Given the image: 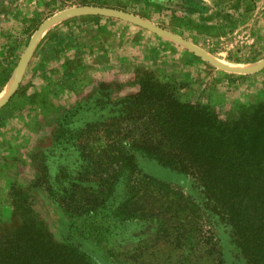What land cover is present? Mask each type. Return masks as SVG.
Returning a JSON list of instances; mask_svg holds the SVG:
<instances>
[{
    "label": "rangeland",
    "instance_id": "obj_1",
    "mask_svg": "<svg viewBox=\"0 0 264 264\" xmlns=\"http://www.w3.org/2000/svg\"><path fill=\"white\" fill-rule=\"evenodd\" d=\"M207 2L0 0V98L10 89L0 101V236L23 221L16 201L53 242L81 243L100 264H130L129 254L154 244L155 223L76 215L53 191L57 176L71 173L81 159V129L116 114L142 78L222 114L264 102V0ZM81 7L91 9L38 35L18 74L36 31L60 12ZM136 160L143 173L202 202L192 178L141 153ZM126 190L120 182L105 213ZM201 221L207 236L174 250L171 263L247 264L231 225L214 212ZM206 239L220 258L208 255ZM162 253L158 258H165Z\"/></svg>",
    "mask_w": 264,
    "mask_h": 264
},
{
    "label": "trees",
    "instance_id": "obj_2",
    "mask_svg": "<svg viewBox=\"0 0 264 264\" xmlns=\"http://www.w3.org/2000/svg\"><path fill=\"white\" fill-rule=\"evenodd\" d=\"M139 84L116 114L81 129L79 163L57 176V191L48 189L76 215L155 223L154 244L129 254L130 264H176L170 259L174 250L207 236L201 220L209 212L231 225L247 264H264V102L222 114L181 101L152 77ZM137 153L192 178L202 202L143 173ZM120 182L126 197L105 213ZM15 206L23 221L0 236V264H100L81 243L53 242L29 208ZM210 240L202 242L212 245L208 255L216 253V260L221 251ZM160 251L166 259L158 258Z\"/></svg>",
    "mask_w": 264,
    "mask_h": 264
},
{
    "label": "bare ground",
    "instance_id": "obj_3",
    "mask_svg": "<svg viewBox=\"0 0 264 264\" xmlns=\"http://www.w3.org/2000/svg\"><path fill=\"white\" fill-rule=\"evenodd\" d=\"M83 11H86V10H75V11H71V12H63V13L57 15L56 17L52 18V19H51L50 21H48L47 23H45V24L41 27V29L36 33V35H35V37H34V40L32 41L31 45L29 46V48H28V50H27V52H26L25 58L23 59V64L21 65V68H19L18 74L20 73V70H22V68L24 67V63H25V61H26V59H27V57H28V55H29L28 53H29V51H30L31 46L33 45L34 41L37 39L38 35H39L42 31H45V30H46L51 24L57 22L58 20H60V19H62V18H64V17H66V16L73 15V14H77V13H81V12H83ZM47 26H48V27H47ZM18 74H17V76H19ZM14 80H16V79H14ZM14 80H13V83H14ZM12 85H13V84H11L10 86L12 87ZM9 91H10V89L6 90V91L3 93L2 97L0 98V101L3 100V99L8 95Z\"/></svg>",
    "mask_w": 264,
    "mask_h": 264
},
{
    "label": "water",
    "instance_id": "obj_4",
    "mask_svg": "<svg viewBox=\"0 0 264 264\" xmlns=\"http://www.w3.org/2000/svg\"><path fill=\"white\" fill-rule=\"evenodd\" d=\"M87 9H91V7L72 8V9H69V10H64V11L60 12L59 14H61V13H63V12H71V11H75V10H87ZM93 9H94V8H93ZM83 12H86V11H83ZM83 12H81V13H83ZM59 14H57V15H59ZM57 15H56V16H57ZM56 16H55V17H56ZM53 18H54V17H53ZM50 20H51V19H50ZM50 20H48V21H50ZM48 21H47V22H48ZM47 22H46V23H47ZM41 27H42V26H41ZM41 27L36 31V33L41 29ZM36 33L34 34L32 41L34 40V37H35ZM31 43H32V42H31ZM30 45H31V44H30ZM30 45H29V46H30ZM29 46H28V48H29ZM28 48H27V49H28ZM26 51H27V50H26ZM24 54H25V53H24ZM21 60H22V59H21Z\"/></svg>",
    "mask_w": 264,
    "mask_h": 264
},
{
    "label": "crops",
    "instance_id": "obj_5",
    "mask_svg": "<svg viewBox=\"0 0 264 264\" xmlns=\"http://www.w3.org/2000/svg\"><path fill=\"white\" fill-rule=\"evenodd\" d=\"M199 1L206 2V4L208 3L207 0H199Z\"/></svg>",
    "mask_w": 264,
    "mask_h": 264
}]
</instances>
